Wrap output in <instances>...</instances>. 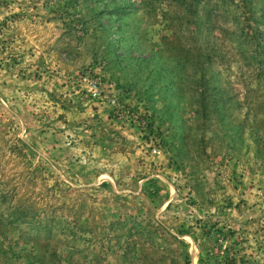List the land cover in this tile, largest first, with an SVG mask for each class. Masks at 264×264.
<instances>
[{"label":"rangeland","instance_id":"obj_1","mask_svg":"<svg viewBox=\"0 0 264 264\" xmlns=\"http://www.w3.org/2000/svg\"><path fill=\"white\" fill-rule=\"evenodd\" d=\"M0 264H264V0H0Z\"/></svg>","mask_w":264,"mask_h":264}]
</instances>
